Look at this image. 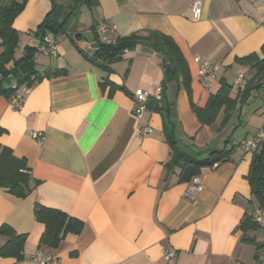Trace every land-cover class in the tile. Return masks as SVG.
<instances>
[{
    "label": "crops",
    "instance_id": "obj_1",
    "mask_svg": "<svg viewBox=\"0 0 264 264\" xmlns=\"http://www.w3.org/2000/svg\"><path fill=\"white\" fill-rule=\"evenodd\" d=\"M98 1L89 11L92 26L105 20L120 38L156 30L175 40L190 68L194 103L201 108L223 80L233 87L232 97L239 90L234 86L239 74L245 75L241 88L245 86L250 73L238 59L252 54L263 58L264 0ZM196 1L201 3L199 20L192 13ZM50 10V0H29L17 16L14 29L26 35L27 46H38L28 33ZM76 32L82 33L66 35ZM90 32L93 36L92 28ZM81 41L89 46L85 36ZM58 44L56 59L37 53V69L41 73L64 69V76L32 86L21 110L0 96V151L6 148L24 160L37 182L22 199L0 187V227L6 224L27 236L24 260L0 257V264H40L39 254L56 264H258L256 246L243 238L263 242L264 229L245 234L239 227L259 206L248 180L254 153L240 144L264 130V107L246 115L244 105H238L224 128L223 112L217 128L213 129L216 123L203 126L183 87L165 82L164 61L158 55L135 51L110 65L109 74L84 59L71 41ZM197 57L220 66L211 89L200 78ZM233 70L238 76L230 81ZM107 78L125 90L110 95L109 88L101 87ZM160 88L162 102L172 106L180 139L187 143L201 149H231L226 139L238 127L253 131L251 139H242L233 148L231 161L195 176L201 178L203 190L193 199L188 190L195 177L179 182L180 169L171 173L167 169L171 148L164 113L158 110L163 106L156 97ZM139 90L148 94V100L137 118ZM142 128L153 133L143 136ZM30 131L44 133V144L31 138ZM36 204L82 221L81 234H69L56 249L41 247L45 226L33 215ZM6 241L0 236V248ZM169 251L176 254L170 261L164 258Z\"/></svg>",
    "mask_w": 264,
    "mask_h": 264
},
{
    "label": "trees",
    "instance_id": "obj_2",
    "mask_svg": "<svg viewBox=\"0 0 264 264\" xmlns=\"http://www.w3.org/2000/svg\"><path fill=\"white\" fill-rule=\"evenodd\" d=\"M29 0H0V96L12 99L17 90L23 86L32 87L46 78L60 77L66 74V70L57 69L52 72L41 73L37 69V47L26 46L22 56L16 58V51L20 42V32L14 29V22L26 8ZM51 10L43 22L33 34L36 39L42 41L48 33L56 37L60 34H68L71 27L78 21L81 9L87 7L93 10L99 5L98 0H50ZM96 26H92L94 43L85 50L79 42L83 40L82 33L70 34L72 44L84 59L95 67L101 68L110 74V65L122 61L128 54L135 51H144L158 55L164 61L165 82H177L188 94L191 109L199 122L204 126H212L216 123L219 115L223 112L224 119L221 128L230 121L233 112L238 105H244L250 98L251 93L264 87V47L263 58L252 54L246 58L238 59L241 65L248 68L250 76L244 87H240L236 97H232L233 87L226 81H222L220 89L210 97L205 108L194 103L192 91V76L189 65L180 47L175 40L156 30H142L127 37H117L110 44H104L96 35ZM16 81L17 90L4 83ZM103 90L109 88L110 95L118 90H125L106 79L101 83ZM163 100L161 99L160 102ZM163 103V102H162ZM163 111L166 122V138L171 148V159L168 162V172L180 169L179 182L190 181L199 175L205 168H213L231 161L233 148L227 147L221 150L207 148L201 149L194 144L187 143L175 135V123L172 119V106L167 103L158 109ZM0 151V187L18 198H25L33 192L37 182H34L29 170L23 162L17 159L6 148ZM248 180L252 188V196L257 202L258 208L264 214V141L260 152L253 154ZM35 219L45 226L40 241V246L48 249H56L69 234L80 235L83 230V222L69 216L59 210L48 209L36 204L34 208ZM240 229L245 233L264 229V222L259 224L250 214L240 223ZM0 236L7 239L0 248V257L12 258L20 262L24 260V245L26 235L18 234L8 225L0 227ZM243 241L256 246L257 263L264 264V241L258 242L245 235Z\"/></svg>",
    "mask_w": 264,
    "mask_h": 264
},
{
    "label": "built area",
    "instance_id": "obj_3",
    "mask_svg": "<svg viewBox=\"0 0 264 264\" xmlns=\"http://www.w3.org/2000/svg\"><path fill=\"white\" fill-rule=\"evenodd\" d=\"M192 13H193V18L195 20L200 19L201 13H202L200 1H196L192 4ZM96 35L99 37L100 41L104 44H110L114 40L117 39L114 25L105 20H101L97 23ZM37 40H38L37 42L38 43V46H37L38 54H44L51 58L57 57L58 42H56L57 37L54 34L48 33L44 36L42 41L39 39ZM0 55H1V51H0ZM196 62L199 64V75H200L201 80L204 82V84L209 89H211L212 88L211 81L212 79L215 78L216 72L220 70V66L215 63L212 64L207 60H203L200 57L196 58ZM244 79H245V75L239 74V76L237 77L235 81L234 86L236 88H240ZM11 88L14 90H17V85L12 84ZM31 91H32L31 86L30 87L23 86L22 88L17 90V93L11 99L12 106L15 110L22 109L24 101L26 97L29 94H31ZM162 91L163 90L161 88L157 90L156 97L159 100L162 99ZM136 98L139 102V105L135 109V114L137 118H140L142 116V111L144 109V106L148 100V94L144 91L139 90V91H136ZM139 131L143 136H147L153 133V129L151 128H142ZM28 135L31 138L33 137V139L36 140L40 146L44 144V141H45L44 133L30 131ZM263 141H264V130L261 131L253 140H245L241 142L240 146L248 152H253V153L260 152ZM202 190H203V185H202L201 178L195 177L188 190L189 196H191V198L193 199L195 194L202 192ZM250 215L259 224H262L264 222V214L260 209H256ZM175 256L176 254L171 253L170 251L164 253V258L169 261L170 259H173ZM37 261H39L40 264H56V262L53 259L45 258L41 254L37 255Z\"/></svg>",
    "mask_w": 264,
    "mask_h": 264
},
{
    "label": "rangeland",
    "instance_id": "obj_4",
    "mask_svg": "<svg viewBox=\"0 0 264 264\" xmlns=\"http://www.w3.org/2000/svg\"><path fill=\"white\" fill-rule=\"evenodd\" d=\"M89 11L90 10L87 7H83L81 9V14H80V17L78 18V21L74 24L73 27H71L72 28L71 31H69V32H73L76 30L81 31L83 33V35L85 36L86 41H88V43H89L88 45L94 43V38L92 36V33L90 32L91 28H92V14ZM21 35H24V34H20L21 38H20L18 49L16 51V58H20V56H22L24 48L27 46L26 41H25V38H27L26 35H24V38ZM68 40H70V39L66 34H60L59 36H57V42H68ZM80 45L85 50H88V46H86L85 41H81ZM57 46H59V44ZM56 58H58V55H57V57H55V59ZM237 71L238 70L230 71V74L228 75V79L230 81H234L235 78L238 76ZM242 71H243V69H242ZM249 76H250V74L248 75V77ZM12 84L16 85V81L12 80V82H10V83H7V82L4 83V85L6 87H8V86L12 87ZM254 93L255 94H254L253 98L251 100H249V102L247 101L248 103L246 102L244 104V106L242 105L246 115H248L249 112H255L260 107H264V90H255ZM240 114H242V113L239 112L238 116L236 118L237 125H239V123L241 121L240 120V118H241ZM218 124H219V121L213 126V129L217 128ZM246 129L244 127H241V128L238 127V132L231 131V133L234 132V135L229 136L226 139L227 141L230 140L229 141V148H234V147L237 148V147H239L240 141L242 139H245V138L251 139V137H253L252 136L253 131L248 130L249 128H246ZM175 134L178 138H180V131H179V127L177 125H176ZM211 147H213V146H211Z\"/></svg>",
    "mask_w": 264,
    "mask_h": 264
}]
</instances>
